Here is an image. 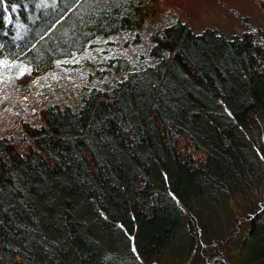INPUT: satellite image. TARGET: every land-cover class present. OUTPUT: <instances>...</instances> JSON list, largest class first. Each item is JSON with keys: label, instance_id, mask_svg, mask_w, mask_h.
I'll return each mask as SVG.
<instances>
[{"label": "trees", "instance_id": "16d2710c", "mask_svg": "<svg viewBox=\"0 0 264 264\" xmlns=\"http://www.w3.org/2000/svg\"><path fill=\"white\" fill-rule=\"evenodd\" d=\"M234 1L261 17L227 35L0 0V264H264V0Z\"/></svg>", "mask_w": 264, "mask_h": 264}, {"label": "rangeland", "instance_id": "374dc122", "mask_svg": "<svg viewBox=\"0 0 264 264\" xmlns=\"http://www.w3.org/2000/svg\"><path fill=\"white\" fill-rule=\"evenodd\" d=\"M168 1L177 2L179 4L184 5V8L188 13V16H190V18L194 22L193 25L194 31H200L203 28L209 26H218L222 28L227 35H229L231 33H235L238 30L241 31L243 29L241 22V15L246 14V12H250L253 15H256L257 17H261L259 15L260 13L259 9L255 10L251 6H249V3L245 4L242 1H234V0H168ZM234 210L236 212L235 214H241L243 212V208H241L240 205L239 206L235 205ZM230 248L232 247L229 244L226 245V250H230ZM231 253H233V251ZM208 259L209 258H206L205 262ZM201 263L203 262L201 261L199 264ZM149 264H192V261L180 260V259L173 261L169 259L163 262H158V263L154 262Z\"/></svg>", "mask_w": 264, "mask_h": 264}]
</instances>
